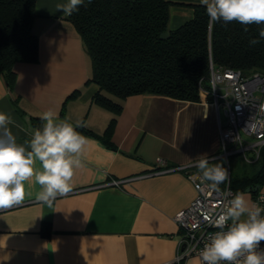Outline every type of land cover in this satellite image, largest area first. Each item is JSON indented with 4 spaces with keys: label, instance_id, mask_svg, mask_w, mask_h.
<instances>
[{
    "label": "crops",
    "instance_id": "1",
    "mask_svg": "<svg viewBox=\"0 0 264 264\" xmlns=\"http://www.w3.org/2000/svg\"><path fill=\"white\" fill-rule=\"evenodd\" d=\"M66 2L36 0L31 29L38 38V59L14 63L13 91L0 76V112L14 118L16 125L9 127L16 143L26 148L36 130L29 115L51 111L57 121L83 120L97 134L112 115L91 101L97 86L88 80L90 58L72 22L56 9ZM192 13L189 5L171 4L168 29ZM82 134L89 142L69 193L49 206L36 199L41 186L33 178L25 182L24 200L0 211V264H177L181 231L174 214L196 190L183 169L144 174L158 158L169 165H191L197 172L192 165L199 156L214 159L219 140L210 99L131 94L122 101L110 144ZM137 174L119 186L101 185L111 177ZM44 220L50 224L48 234L40 232ZM179 264L202 263L196 255H187Z\"/></svg>",
    "mask_w": 264,
    "mask_h": 264
},
{
    "label": "trees",
    "instance_id": "2",
    "mask_svg": "<svg viewBox=\"0 0 264 264\" xmlns=\"http://www.w3.org/2000/svg\"><path fill=\"white\" fill-rule=\"evenodd\" d=\"M174 3L191 6L193 13L161 38L160 32L168 28L169 6ZM35 4L36 0H0V76L10 91L16 77L14 63L38 59V38L31 29ZM85 5L65 17L80 34L90 58L88 80L97 86L91 101L112 115L101 134L83 120L73 125H81L78 132L96 135L107 144L128 95L150 92L196 101L199 84L207 85L210 61L217 67L264 73V39L255 46L249 44L250 39L259 38L264 25H249L245 33L238 22L226 26L218 22L209 30V18L200 0H92L90 4L85 0ZM74 95L75 91L69 96ZM12 100L17 107V96ZM28 119L36 129L44 123L41 116L29 115ZM218 162L224 166L222 158L210 160ZM247 163L239 171L230 170V187L234 192H245L246 187L259 184L248 191L253 197L264 186V146L257 159ZM49 231V221L44 220L40 232Z\"/></svg>",
    "mask_w": 264,
    "mask_h": 264
},
{
    "label": "clouds",
    "instance_id": "3",
    "mask_svg": "<svg viewBox=\"0 0 264 264\" xmlns=\"http://www.w3.org/2000/svg\"><path fill=\"white\" fill-rule=\"evenodd\" d=\"M87 2L90 4L92 0ZM200 4L209 18V30L218 22L224 26L238 22L244 26L245 33L249 31V25H264V0H200ZM81 5H85V0H67L57 4L56 9L70 16ZM262 39L264 27L259 29V38L250 39L249 44L255 46ZM41 119L44 121L42 127L34 130L26 148L16 143L9 127L16 125L14 118L0 112V209L20 204L26 195L25 182L33 178L41 186L36 199L51 206L57 197L72 190L74 172L83 167L80 157L89 141L76 130L81 125L57 121L51 111L44 112ZM192 166L198 169L202 181L208 182L207 187L219 192L225 200L212 220L221 230L209 236L198 253L202 264H264V248L261 247L264 243V207L252 203L244 192L233 194L230 187L221 191V184L230 185L228 169L222 162L210 163L205 154ZM260 199L264 201V196ZM180 259L183 257L177 258V264Z\"/></svg>",
    "mask_w": 264,
    "mask_h": 264
},
{
    "label": "built area",
    "instance_id": "4",
    "mask_svg": "<svg viewBox=\"0 0 264 264\" xmlns=\"http://www.w3.org/2000/svg\"><path fill=\"white\" fill-rule=\"evenodd\" d=\"M199 93L201 97L210 99L217 114L219 151L212 158H222L229 175L231 156L241 155L247 162L256 160L260 148L264 146V73H244L238 68L214 66L210 61L207 85L200 83ZM221 111L224 121L221 120ZM156 161L153 169L144 175L183 169L196 190L188 204L174 214V220L181 231L176 258L196 255L201 261L198 255L200 249L208 242L209 236L221 230L213 225L212 220L225 200L219 192L207 187L208 182L202 181L198 172L191 169V165H169L163 163L161 158ZM140 175L111 177L101 185L119 186ZM225 187L230 185L224 184L220 187L221 191ZM231 191L235 193L232 188ZM261 196H264V190L257 191L251 197V202L264 207ZM261 247L264 248V243Z\"/></svg>",
    "mask_w": 264,
    "mask_h": 264
},
{
    "label": "rangeland",
    "instance_id": "5",
    "mask_svg": "<svg viewBox=\"0 0 264 264\" xmlns=\"http://www.w3.org/2000/svg\"><path fill=\"white\" fill-rule=\"evenodd\" d=\"M220 115H221V120L224 121V115H223L222 111H221ZM229 163H230L231 173H234L235 171H239L242 168H246L247 164H248L247 161H245L241 155L231 156L229 159Z\"/></svg>",
    "mask_w": 264,
    "mask_h": 264
},
{
    "label": "water",
    "instance_id": "6",
    "mask_svg": "<svg viewBox=\"0 0 264 264\" xmlns=\"http://www.w3.org/2000/svg\"><path fill=\"white\" fill-rule=\"evenodd\" d=\"M169 33H170V29L167 28L164 31L160 32L159 36L161 38H165V37H167L169 35ZM258 187H259V184H255L254 187L248 186V187L245 188V191L254 190V189H257Z\"/></svg>",
    "mask_w": 264,
    "mask_h": 264
}]
</instances>
